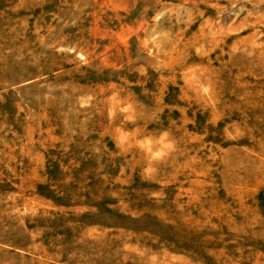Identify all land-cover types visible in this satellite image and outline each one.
Here are the masks:
<instances>
[{
    "label": "rangeland",
    "instance_id": "rangeland-1",
    "mask_svg": "<svg viewBox=\"0 0 264 264\" xmlns=\"http://www.w3.org/2000/svg\"><path fill=\"white\" fill-rule=\"evenodd\" d=\"M0 264H264V0H0Z\"/></svg>",
    "mask_w": 264,
    "mask_h": 264
}]
</instances>
